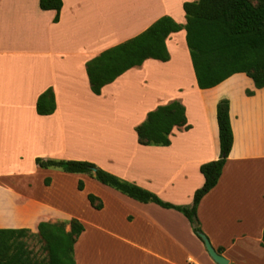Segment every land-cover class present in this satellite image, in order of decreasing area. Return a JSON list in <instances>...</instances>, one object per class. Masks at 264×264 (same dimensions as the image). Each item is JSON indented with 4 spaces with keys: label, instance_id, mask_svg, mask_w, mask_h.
Wrapping results in <instances>:
<instances>
[{
    "label": "crops",
    "instance_id": "crops-1",
    "mask_svg": "<svg viewBox=\"0 0 264 264\" xmlns=\"http://www.w3.org/2000/svg\"><path fill=\"white\" fill-rule=\"evenodd\" d=\"M186 1L194 0H63L56 22V11L40 8L39 0H0V228L36 233L41 221L76 218L84 225L76 264H217L181 212L132 199L85 173L41 168L35 160H89L165 201L191 204L205 180L201 164L220 156L217 103L227 98L233 146L218 184L200 201L198 218L230 262L264 264V87L238 72L199 88L185 29L166 40L170 60L147 59L100 95L90 87L88 60L161 16L185 24ZM175 59L185 63L188 84L162 79L159 70ZM144 86L151 94L130 98ZM49 87L56 110L40 115L36 102ZM174 99L185 105L190 128L175 127L169 146L140 144L136 126ZM108 101L118 102L123 114L116 150L100 142ZM87 114L89 121L79 124ZM89 193L103 208L91 205Z\"/></svg>",
    "mask_w": 264,
    "mask_h": 264
},
{
    "label": "trees",
    "instance_id": "trees-1",
    "mask_svg": "<svg viewBox=\"0 0 264 264\" xmlns=\"http://www.w3.org/2000/svg\"><path fill=\"white\" fill-rule=\"evenodd\" d=\"M39 5L44 10H55L54 21L59 20L63 0H39ZM183 8L185 24L171 16H161L141 33L88 60L86 72L92 92L100 95L104 86L129 69L143 65L147 59L170 60L166 40L171 33L182 29L186 30L187 46L199 88L215 87L238 72L251 77L257 88L264 87V0H194L184 2ZM56 106L55 92L49 87L39 95L36 111L40 115H51ZM217 121L220 156L201 164L200 171L205 180L195 191L191 204L165 201L151 190L89 160L37 157L35 161L41 168L88 174L132 199L177 210L188 219L193 232L200 238L199 234L204 231L198 218V206L202 198L218 184L234 141L227 98L217 103ZM175 127L190 128L186 107L178 99L149 111L135 130L142 145L169 146ZM46 183H49V178ZM78 189H84L82 180L78 182ZM88 199L96 209L103 208L102 199L95 194L89 193ZM83 231L84 225L76 218L41 221L36 233L28 228H0V264H76L74 247ZM35 235L43 242L47 257L38 259L28 248L25 238ZM217 251L221 254L224 250L219 247Z\"/></svg>",
    "mask_w": 264,
    "mask_h": 264
},
{
    "label": "rangeland",
    "instance_id": "rangeland-1",
    "mask_svg": "<svg viewBox=\"0 0 264 264\" xmlns=\"http://www.w3.org/2000/svg\"><path fill=\"white\" fill-rule=\"evenodd\" d=\"M181 56H182V59H184V57H185L184 51L181 52ZM185 61H187V60H185ZM184 64H185L184 62H180V61H178V59L173 60V63L169 67H165L162 70H159V72L163 73V74L160 73L162 75V79L169 77V82L173 86L183 85L184 83L188 84L189 83L188 80L190 79V77H189V73L187 74V72L183 69V68H185ZM178 70H180V72ZM178 73H180V74H178ZM181 73H182V75H181ZM172 90H175V87H173ZM140 91H141L140 94H138V93L133 94L132 93L130 95V98L138 100L139 98H142V95L144 92L147 95L151 94V91L148 90V88L146 86L141 88ZM108 107H109V110H108L107 115H105V114L102 115V121L104 124L102 125V130H99V134L101 135V137H103V139L100 140V142H102L101 145H103L105 148L108 147V149H111V150L115 149L116 150L118 147V144H117L118 142L116 141L115 138L118 137L119 131H121L120 122L123 121V114L120 110L121 106L119 107L118 102L108 101ZM83 116H82V119H78V121H82V122H78L79 124L89 121V117H90L89 114H87L86 116L85 115H83ZM90 120H92V117ZM93 120H95V119H93ZM27 166L29 168H31L32 162H30V161L27 162ZM68 228H69V226H68ZM25 240L27 242L28 248L32 250V252L36 256V258L41 259V258L47 257V253L43 249V242L41 241V239L38 236H36V235L35 236H28L25 238ZM116 243L117 242H110V241L106 242V244L111 245V247L114 249L117 248ZM239 243H241V242H239Z\"/></svg>",
    "mask_w": 264,
    "mask_h": 264
},
{
    "label": "water",
    "instance_id": "water-1",
    "mask_svg": "<svg viewBox=\"0 0 264 264\" xmlns=\"http://www.w3.org/2000/svg\"><path fill=\"white\" fill-rule=\"evenodd\" d=\"M199 236H200V239L202 240V242L204 243V246H205L207 252L209 253L210 257L217 264H229L230 263V260L226 256L218 253V251L212 245L209 237L205 233H200Z\"/></svg>",
    "mask_w": 264,
    "mask_h": 264
}]
</instances>
